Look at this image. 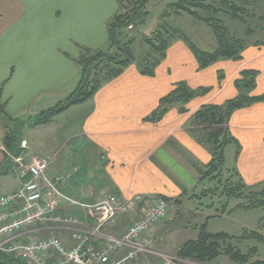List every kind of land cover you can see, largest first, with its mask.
Wrapping results in <instances>:
<instances>
[{"label": "crops", "instance_id": "1", "mask_svg": "<svg viewBox=\"0 0 264 264\" xmlns=\"http://www.w3.org/2000/svg\"><path fill=\"white\" fill-rule=\"evenodd\" d=\"M118 10L117 0H0V89L8 113L13 118L26 120L38 108L44 111L65 100L80 79L75 60L79 58L81 47L105 49L109 40L108 24ZM250 57L263 58L264 49L250 51ZM244 58L245 55L241 61L222 60L200 70L189 46L177 40L156 68L154 77L141 75L132 65L119 78L106 84L92 100L72 107L55 120L68 115L72 118L71 121L66 118L56 132L60 135L56 134L48 142L49 152L40 154L49 161V174L57 176L76 169L71 166L76 163L79 151L73 153L65 146L72 140H79L85 144L82 155L88 157V161L77 168L78 176L64 190L73 200L94 205L111 193L123 199L140 195L148 199L149 204L164 198L170 206L171 203L180 205L187 188L196 182L197 174L200 175L212 159L211 149L192 135V118L203 106L223 105L227 98L236 94L235 81L242 71L248 70ZM220 71L225 74L221 83ZM257 71L259 78L262 71ZM179 83H185L194 91L210 92L182 106L176 103L179 108L172 105L158 123L148 122L159 109L161 99L169 96ZM226 87L233 91L232 95L224 96ZM183 106L186 113L181 112ZM229 127L240 146L237 153L234 145L233 170L251 188L264 185V103L236 111ZM4 135L0 116V168L5 157ZM92 164L102 171L97 179L88 171ZM18 187L19 181L15 188H6L7 192L0 193H12ZM60 212L74 215L79 222L78 229L90 230L86 209L61 202ZM243 212L207 215L197 228L207 223L210 233L239 235L245 223L235 228L232 220L227 226L214 229L211 224L235 218L239 224ZM136 218L126 216L115 228H107L104 232L120 235L126 231L130 220ZM157 232L167 234L164 225L152 230L154 234ZM57 233L72 245L71 227L60 228ZM31 234L47 238L50 230L40 227ZM95 245L102 246L103 240H95ZM171 255L160 249L156 254L141 255L137 264L160 263Z\"/></svg>", "mask_w": 264, "mask_h": 264}, {"label": "trees", "instance_id": "2", "mask_svg": "<svg viewBox=\"0 0 264 264\" xmlns=\"http://www.w3.org/2000/svg\"><path fill=\"white\" fill-rule=\"evenodd\" d=\"M241 1L246 3L249 0ZM151 2L152 0H117L119 10L108 24L109 40L107 47L100 50L81 47L79 58L75 60L80 69V79L76 89L65 100L43 111L35 118L26 120L13 118L8 113L6 104L2 102V89H0V116L5 127L3 146L7 152L12 156L22 154L24 150L21 145L27 127L47 126L72 107L89 102L106 84L119 78L132 65L139 69L141 75L154 77L156 68L165 59L171 44L175 40H181L189 46L200 70L207 69L222 60H243L247 48L246 40L231 34L224 21L216 17L219 14L227 13L232 20L242 23L246 27L245 35L247 38H253L257 31L264 32V16L258 18L261 25L253 28L252 23L257 19L255 15L235 2L221 0L215 4L213 0L180 1L170 4L169 11L162 15V23L151 36L142 39V43L148 48V53H144L138 61L135 54L137 39L133 33L134 29L138 30L146 24L150 17L149 5ZM181 14L192 17L213 31L218 44L214 53L200 50L182 29L174 28L169 24L172 16ZM254 45L256 48H261V46L264 47V42H257ZM259 74L257 70L242 71L240 79L235 81L236 89L254 90ZM218 79L221 83L224 80L223 75H219ZM197 91L209 92V90H191L185 83L176 84L173 92L161 99L159 109L147 121L151 123L160 122L168 112L169 107L180 102L189 103L199 95ZM256 103H264V95L241 96L220 106L205 105L194 114L193 125L212 124L217 127L216 130L208 132V134L203 129L198 130L199 128L193 129L194 132L192 131V135L198 141L203 142L211 149L212 155L209 164L201 171L200 182L206 180L221 181V171L226 165V148L230 145H236L237 153L240 151V146L229 127L230 119L236 111ZM181 112L186 113V109H182ZM4 154L0 177L9 175L13 170L11 159L6 153ZM209 191L211 192V190ZM224 192H226L228 199L242 201L236 210L264 208V186L261 189L251 188L243 182L239 175L236 184H233L232 180L227 181ZM206 195L207 192H203V197ZM198 231L196 239H191L181 245L177 252V260L173 264H210L221 257H226L234 264H264V260L255 258L258 255V248H251L248 252H244L240 246L234 244L235 241H246L250 238L264 244V236L259 232L243 230L240 236L223 232L213 234L208 231L207 223L201 225ZM0 264L22 263L12 256L0 252Z\"/></svg>", "mask_w": 264, "mask_h": 264}, {"label": "built area", "instance_id": "3", "mask_svg": "<svg viewBox=\"0 0 264 264\" xmlns=\"http://www.w3.org/2000/svg\"><path fill=\"white\" fill-rule=\"evenodd\" d=\"M21 148L27 150L28 143L23 141ZM4 153L12 161L19 187L0 199V252L22 264H137L141 255L157 253L153 250L156 240L149 233L166 219L170 210L166 199L158 198L149 204L140 195L123 199L106 194L97 204H80L64 191L77 169L51 176L49 162L44 158L32 156L26 160L23 155L12 156L5 148ZM61 202L86 209L92 229L80 230L77 219L61 216ZM126 216H137V220L123 234L104 232ZM40 227L50 230L47 238L31 234ZM69 227L73 229L71 246L56 235V230ZM95 240H103V245L97 247Z\"/></svg>", "mask_w": 264, "mask_h": 264}, {"label": "rangeland", "instance_id": "4", "mask_svg": "<svg viewBox=\"0 0 264 264\" xmlns=\"http://www.w3.org/2000/svg\"><path fill=\"white\" fill-rule=\"evenodd\" d=\"M180 1H186V0H152V2L149 5L150 17L148 18L146 24L143 27L138 28V30L134 29L136 32L134 31L133 33L135 34L134 36H136V39H137V44L135 46V54L137 56L138 61L140 60V57L144 55V53H148V48L146 45L142 43V39L144 37L151 36V34L162 23V15L166 11H169L168 7L170 4L178 3ZM213 1L215 2V4H218L221 0H213ZM229 1L235 2L239 6L246 8L252 14H254L255 18L257 19L260 18L261 16H264V0H249L246 3L242 2L241 0H229ZM217 6L219 7V5ZM216 17L224 21L225 26L228 28L231 34H233L237 38L246 40L247 48L244 53L245 58H244L243 63L248 65L247 69L255 70L257 68V70L262 71V74L258 78L257 85L254 90H251V89L236 90V94L234 96L227 98L225 102L232 100V99L239 98L241 96H263L264 95V57L261 59L251 58L250 51L257 49L254 45L255 43L264 42V32L261 33L257 31L256 35L253 38H247L245 35L246 27L242 23L232 20L227 13L219 14ZM257 19H255V22L252 23L253 28H256V26L259 27L261 25L260 19L258 20ZM169 24L174 28L182 29L200 50L208 52V53H214L217 50L218 44H217L213 31L208 26L196 21L192 17L188 15H184V14L174 15L169 20ZM259 49H264V47L261 46V48ZM151 58H152V55H151ZM224 62H228V60H225ZM219 75L220 76L223 75V77H225V74L223 71H220ZM237 79H240V76ZM222 85H224V83H222ZM225 90L226 92H224V96H229L233 94V91L230 90V88L226 87ZM209 92L207 93L198 92L199 95L197 97L205 96ZM180 103H181V106L185 104L182 102ZM209 105H213V104H209ZM174 106H177V105L175 104ZM179 107L180 106H177L176 108H179ZM183 108L185 109L184 106L181 107L180 109H183ZM42 112H43L42 108H38L37 111L34 112L35 114L33 115L28 114L32 116H28L27 119L35 118L37 115H39ZM66 118L68 119V121H71L72 119L71 115H68L65 117H61L60 119L55 121L53 124L51 125L49 124V126H45V127L39 126L35 128L27 127L24 131L23 140L28 141L29 148L27 149L28 152H23L20 155H23V157L26 160H30L32 156L42 157L40 156V154L44 155L48 153L49 152V148L47 147L48 142L52 141L56 137L55 135L58 134L56 132L59 131V127L63 125ZM192 128L194 130H197V128H199L198 130L203 129L205 130L206 134H208V132L210 133L216 130L217 127L213 126L212 124H203V125L196 124V125H192ZM58 135H60V133ZM84 146L85 144L80 142L79 140H72L68 143V145L65 146V148H67L68 150H71L73 153H76L77 151H79V153L77 154L78 158L76 160V163L73 162L74 166H71V167H76V169L80 168L82 167L81 165L84 162L88 161V157H85L84 155H82V151L86 150ZM30 148H32L33 152H35L38 155L33 154ZM68 150H65V152ZM225 153H226L227 161H226L225 168H223L221 171V179L219 177L221 181L216 182V181L206 180L204 182H200L201 174L200 175L197 174L196 182L191 183L190 187L187 188L188 192L186 193L184 197H182L180 205L177 206L176 204L171 203L170 210H169V213L166 219L162 220L158 224V225H164V228H166V231H167L166 236L158 232L156 234L152 233V230L156 226L151 229L149 233V237L156 240L153 250L158 253L160 252V249H161L165 252H168L169 254H172V255L175 254V256L171 255V257L169 256L164 257V261L160 263H155V264H163L166 261L175 262V260H177L176 258L177 249L180 247V245H183L186 241L195 239L197 237L198 232H199L197 230L198 224L207 215L218 216L219 214L223 212L222 211L223 208H224L223 213L228 212L229 214H231L234 211H237L236 207L238 206V204H241L242 201L236 200V199H228L226 197V192H224L226 185H227V181L232 180L233 184H236L238 181V175L236 174L235 170H233V167L235 164L234 155L236 153V147L234 145L228 146L225 150ZM73 170H70L65 173L74 172ZM88 171H90L92 173V177H96V179L99 178V176L102 174V171L98 168V165L94 166L92 164L90 166V170ZM77 174H79V169H77V172L73 173V178L71 181H73L74 177L78 176ZM3 177L5 176L0 177V182H2L0 191L2 192H7L6 188L13 189L18 184L17 176L13 173H10L5 178ZM71 181L67 185V188L71 185ZM9 184L10 186H8ZM263 186L264 185H261L254 189H261ZM209 190H211V192ZM203 192H207V195L205 197H203ZM2 197H3V194L0 193V199ZM208 207L209 209H207ZM60 211L61 209L59 210V214L63 217L75 218L74 215H69V214L63 215ZM242 211L244 212L240 213L242 217H240L239 224H238L237 218L228 219V220L227 219L226 220H216V221H213L211 224L212 229L223 228L227 226L232 220H234L235 228L245 223L244 230H247L248 232L257 231L264 236V208L257 209V210H242ZM134 220H137V219H134ZM131 223L132 222L130 220L128 227L131 225ZM90 229H92V226L90 227ZM124 232L125 231H123L121 234H123ZM56 233H57V230H56ZM115 236H118V235H115ZM237 236H240V234ZM234 244L240 246L244 252H248L251 248H255V247L258 248V255L255 258L259 260H264V244L263 243H260L250 238L246 241H235ZM151 264H154V263H151ZM210 264H234V263H232L226 257H221L216 262L210 263Z\"/></svg>", "mask_w": 264, "mask_h": 264}]
</instances>
